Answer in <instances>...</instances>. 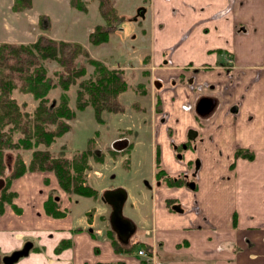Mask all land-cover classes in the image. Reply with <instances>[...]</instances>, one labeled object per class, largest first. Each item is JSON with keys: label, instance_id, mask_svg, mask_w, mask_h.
<instances>
[{"label": "crops", "instance_id": "crops-1", "mask_svg": "<svg viewBox=\"0 0 264 264\" xmlns=\"http://www.w3.org/2000/svg\"><path fill=\"white\" fill-rule=\"evenodd\" d=\"M12 5L13 0H0V11L9 18L0 22L3 42L14 43L10 39L15 38L17 44L33 43L42 33L40 16L49 18L47 34L57 40L48 33L55 24L49 12L35 9L34 0L23 13L13 12ZM150 8L152 52L143 70L149 71L152 107L157 105L170 121L155 125L158 116L152 118L151 154L159 152L161 169L176 176L182 167L171 163V145L183 141L188 129L197 130L194 151L206 162L208 185L199 190L157 186L152 227L137 242L122 246L132 247L125 253L117 252L106 236L110 229L77 233L66 221L61 225V218L47 216L46 200L38 209L52 230L40 235L34 229L35 214L23 221L13 209H5L0 215L1 250H19L31 236L39 244L38 251L17 264H264V0H150ZM94 27H87L88 34ZM202 96L217 101L205 118L193 110ZM189 105L192 110L185 111ZM239 150L250 152L252 159H237ZM193 157L188 153V160ZM42 175L36 173L32 182L43 183ZM228 186L229 203L223 200ZM192 192L200 194L199 202H191L196 199ZM168 201L183 206L182 213H175L179 217L168 209ZM14 204L18 208L20 198ZM63 240L71 245L57 253ZM140 250L146 257L138 255Z\"/></svg>", "mask_w": 264, "mask_h": 264}, {"label": "rangeland", "instance_id": "rangeland-1", "mask_svg": "<svg viewBox=\"0 0 264 264\" xmlns=\"http://www.w3.org/2000/svg\"><path fill=\"white\" fill-rule=\"evenodd\" d=\"M34 2L35 9L41 10V12L48 11L55 23L52 25L51 32H48L50 36L53 35L57 40L78 43L87 49L93 59L102 62L110 69L122 70L126 75L128 89L120 94L118 98L123 111L105 114L104 122L101 124L95 119L91 107H87L82 111L76 110L74 96L76 87H73L72 93H69L70 107L76 111V116L71 122L70 130L58 138L56 143L50 148L39 147V150H50L56 156L62 151H65L66 155H71L83 153L88 149L96 150L100 155H103V159L100 162H97L92 157L89 158L90 169L86 172L87 184L97 190L96 197L66 195L59 189L57 182L56 184L52 183L55 179L52 173H43V183L40 181L32 182L36 179L34 175L36 173L39 174V172H28L10 181V176L14 173V169L18 163L24 161L28 165L30 162L31 151L26 152L18 149L4 153L3 162L5 170L3 172L4 181L0 180L3 182L0 187V200H2L1 196L3 194L6 196L12 193L17 196L12 200L13 204L16 199L20 198L21 205L18 208L15 204L13 205L14 207L5 205L3 212L5 209L9 210L11 208L17 214V217L21 216L23 221L29 218L31 214H35L38 218L33 220V222H36L34 229H37V232H40L38 235H40L43 232L52 230V225L43 220L41 211L38 208H41L42 202L47 200L49 196L51 198L58 197L61 201L60 209L67 213L64 218H61L62 220L59 219L62 222L61 225L66 221L65 225L71 226L77 233L80 229L85 232L94 231L95 234L102 233L110 229L109 215L111 212V208L102 202V194L107 190L122 188L127 194L122 214L136 226V232L129 242L130 245L131 242H137L141 237H144L145 230L152 227L155 213L154 205L157 203L155 190L158 183L153 176L157 170L155 165L156 156L155 153L151 154V148L154 145L152 131L154 108L152 104L154 103L155 96L149 93L148 89L150 85L146 83L149 71L143 70L147 67L144 61H147V56H151L152 52L150 0H112L119 12L120 21L117 24L116 32L109 42L97 47L88 43L87 30L89 26L104 24L98 12L96 1H81L83 4L85 3L84 6L87 5V9L84 12L72 8L68 0H34ZM68 8L69 12H67ZM140 10H146V13L139 15ZM0 12H4L0 14V22L9 21L7 11H3L1 8ZM13 24L14 22L10 25L14 26ZM143 30H147L146 36L143 35ZM2 31L5 34L4 28L1 27L0 44L5 43L3 42V38H6L5 36L2 37ZM10 41L14 43L8 44H17L15 38L10 39ZM166 54L168 56L170 51L166 52ZM48 68L52 73L54 70L59 69L55 64H51ZM87 72H92L91 67L87 68ZM88 77L89 75L85 78ZM144 84L147 91L141 94L140 91L145 88ZM12 94L20 104H25L23 105V110L29 112L32 116L35 107L32 98L28 95L19 94L18 91H14ZM61 94L62 91L59 88L54 89L49 94L48 103L53 101L58 103ZM197 101H195V104ZM169 122L168 120L161 122L158 119L155 125H166ZM198 122L201 124V119ZM189 130L197 132L195 129ZM188 131L183 134V139ZM20 136V134H15L13 140L17 141ZM119 137L128 139L132 143V148L123 154L114 155L109 152L108 148L111 141ZM190 145L194 147L195 142L191 141ZM190 152L194 155L192 161L200 163L199 170L196 176L191 178L190 183L195 184V189L196 187L198 190L203 189L208 185L207 175L204 174L207 166L206 162L203 161L202 163L192 147L188 148V153ZM170 161L173 164L179 163L178 158L173 154ZM193 169L194 166L188 165L190 173H193ZM54 185L56 188H54ZM229 187H227L228 190L226 192L224 190L223 196V200L227 203H229V199L231 198ZM193 194H196V199H193L191 202H199L200 194L192 192ZM60 196H63L64 199L60 198ZM203 202H206V199ZM175 205L180 206L178 201L167 202L168 209L170 208L172 212H174L172 206ZM182 207L180 206L181 209ZM185 208L188 210L186 205ZM193 214H196V210L193 211ZM175 216L179 217L178 214H175ZM28 241H32L34 247L39 246L36 237L31 236ZM12 253L13 251L9 255ZM9 255L0 248V256L5 257ZM25 258L19 259L18 262Z\"/></svg>", "mask_w": 264, "mask_h": 264}, {"label": "trees", "instance_id": "trees-1", "mask_svg": "<svg viewBox=\"0 0 264 264\" xmlns=\"http://www.w3.org/2000/svg\"><path fill=\"white\" fill-rule=\"evenodd\" d=\"M91 1L97 2L98 12L104 22L88 34V43L97 47L109 42L117 30L120 15L112 0ZM84 4L81 0H70L72 8L82 12L86 11ZM31 8L32 0H13V12L23 13ZM50 27L49 18L40 16L38 28L42 33L33 43L0 44V180L4 181V153L22 149L31 151L30 162L28 165L24 161L18 163L10 181L28 172L52 173L59 189L66 195L96 197L97 190L87 184L86 172L90 169L89 158L100 162L103 155L88 149L71 155L62 151L56 156L50 150H39V147L50 148L70 130L76 116V111L70 107L69 93H72L73 87H76V110L91 107L99 123L104 122L105 114L122 112L123 107L118 98L128 89L126 75L120 69H110L93 59L87 49L78 43L50 38L47 34ZM51 64L57 65L59 69L50 72L48 66ZM88 67H91V73L87 72ZM58 88L62 91L59 102L48 103L50 92ZM14 91L32 98L35 103L32 116L23 110L25 104L17 101L12 94ZM15 134L21 135L17 141L13 140ZM236 158L251 160L252 154L239 150ZM167 185L179 183L169 181ZM1 197L0 215L5 205H14L12 200L17 196L10 193ZM60 202L58 197L49 196L43 204L45 214L55 219L64 218L67 213L60 209ZM105 234L117 252L125 253L132 249L123 248L111 230ZM70 245V240H63L56 247V252ZM31 251H38V248L33 246Z\"/></svg>", "mask_w": 264, "mask_h": 264}, {"label": "water", "instance_id": "water-1", "mask_svg": "<svg viewBox=\"0 0 264 264\" xmlns=\"http://www.w3.org/2000/svg\"><path fill=\"white\" fill-rule=\"evenodd\" d=\"M139 15H143V10L139 11ZM216 100L210 97H203L199 99L195 106L194 112L200 118H205L209 116L214 108L216 107ZM237 110L234 107L231 111L235 112ZM198 133L194 130L188 131V140L194 141ZM199 163L196 162V169H198ZM2 181H0V187L2 186ZM188 189L194 190L195 184L188 183ZM127 194L126 191L122 188H116L113 190H107L102 194L101 200L103 203L107 204L111 208L109 215V225L111 231L115 234L116 240L123 247H128L130 239L136 232V226L134 223L126 219L123 214V206L126 202ZM172 210L176 213H182L183 210L179 205L172 206ZM33 244L31 242H26L22 249L14 251L9 256H5L2 259L3 264H15L19 261L20 258L26 257L29 254Z\"/></svg>", "mask_w": 264, "mask_h": 264}, {"label": "flooded vegetation", "instance_id": "flooded-vegetation-1", "mask_svg": "<svg viewBox=\"0 0 264 264\" xmlns=\"http://www.w3.org/2000/svg\"><path fill=\"white\" fill-rule=\"evenodd\" d=\"M197 91H201V90L199 89ZM140 93L143 94L144 92L140 91ZM203 97H206V96H202L199 99H201ZM153 108H154V111H153V114H152V118H154V117L156 118V116H158V119L161 122H165L166 121V116L165 115H161L162 112L159 109V107H157V105H156ZM183 109L185 111H188V106H184ZM189 110H192L191 106H190ZM190 143H191V141L190 140L188 141V132H187V135L184 136L183 141H181L178 144L172 143V145H171L173 155L178 158L179 164L182 167V169H180L179 172L177 173V175L174 176V177L168 176L166 173H164V170L161 169L160 153L159 152L156 153V155H155L156 156L155 165H156V169L157 170L155 172V181L158 183L157 186L164 185V184L167 185L168 182L171 181V182L176 183V184L179 183L178 186H183V187H186V189H188V187H187L188 183L191 182V178L192 177L194 178L196 176V174H197V172L199 170V167H200V163L198 161H196V162L199 163L198 169H196V162H193L192 160L188 162V148H190V147H192V149L195 148V146L194 147H193V145L191 146ZM131 148H132V143H130L128 141V139H126L125 137H119V138L113 139L111 141L110 147L108 149H109L110 153L116 155V154H123L126 151H130ZM188 165L189 166H191V165L194 166L193 173H190L188 171ZM231 167H232V165H231ZM173 186H175V185H173ZM26 242H30V241H26ZM24 244H23V246H24ZM33 246H32V248H33ZM22 247L20 249H22ZM32 248H31V250H32ZM31 250L29 251V253L31 252ZM15 251H17V250H15ZM3 257L0 256V264L3 263L2 262Z\"/></svg>", "mask_w": 264, "mask_h": 264}, {"label": "built area", "instance_id": "built-area-1", "mask_svg": "<svg viewBox=\"0 0 264 264\" xmlns=\"http://www.w3.org/2000/svg\"><path fill=\"white\" fill-rule=\"evenodd\" d=\"M190 109V106H188V110ZM148 233V232H147ZM138 255L142 257H146V254L143 250L138 251Z\"/></svg>", "mask_w": 264, "mask_h": 264}]
</instances>
